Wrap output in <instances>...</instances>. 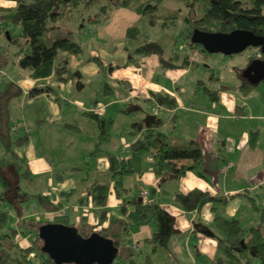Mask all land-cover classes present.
I'll use <instances>...</instances> for the list:
<instances>
[{"label": "trees", "instance_id": "1", "mask_svg": "<svg viewBox=\"0 0 264 264\" xmlns=\"http://www.w3.org/2000/svg\"><path fill=\"white\" fill-rule=\"evenodd\" d=\"M11 1L14 2L13 7L0 6V16L20 27L15 41L19 44V49L13 52L14 59H10L8 53L0 52V68L12 60L19 69V79L28 77L36 81L37 84L27 91L29 98L46 93L54 95L55 100H60L55 87L47 81L49 78L54 77L58 82L83 78L77 69L69 65L67 56L81 57L84 52L83 33L92 34L89 25H92L95 19L109 18L111 12L120 7L134 11L139 15V20L143 19L147 26L158 31L175 30L180 28L178 26L181 24L180 33L183 39L187 40L188 49L191 51L201 46L191 42V32L194 28L222 32L242 28L264 35V0ZM191 13L194 17H191ZM177 40L174 36L172 44ZM85 42L87 43V39ZM122 42L126 51L123 63L125 66H139L140 58L149 56L157 57L161 70L180 68L192 63L189 51L181 53L173 45L163 46L159 41L149 39L147 31L138 22L126 28ZM260 54L264 57L261 51ZM87 61L95 62L99 72L105 69L100 56L89 57ZM118 66L109 65V72ZM240 77L238 86L245 94L255 85L249 83L242 75ZM203 88L210 97L216 98L217 90L210 91L208 85ZM21 93V87L13 80H6L0 89V264H55L42 250V239L38 235L39 227L45 222L73 225L82 236L96 231L110 238L118 248L117 257L112 264H154L152 254L167 250L176 230L171 213L152 199L150 203H143L135 198L124 199L120 216H111L106 226L96 230L94 224L83 220L69 222L65 217L55 216L50 221L41 222L20 214V209L30 197L35 199L37 209L42 211L52 212L62 206L61 201L55 202L46 194H30L27 191L32 184L33 175L22 149L29 143V133L26 128L13 130L9 110V104ZM102 94H113L112 87L106 81ZM153 100L159 105H175V100L165 93H156ZM96 105L97 102H94V106ZM123 109L125 108H119L118 111L124 112ZM151 111L150 108L125 110L135 115L136 120L130 134L136 138L129 144L127 157H117L108 151L105 153L108 179L105 182L96 180L86 190L87 196L95 206L102 208L106 205L110 182H113L116 196L129 191L124 187L123 179L129 175H140L147 156L152 157V169L160 182L167 178L179 179L187 171L202 164L201 143L195 139L183 143L172 142V131L160 128L164 119ZM82 115L84 118L81 121H65L63 126L75 133L94 134V146L91 151L94 155L102 150L104 143L111 140L115 120L92 108L83 111ZM72 170L74 168H67L55 175L61 177L63 172ZM173 200L176 206L186 212L199 211L207 203L227 202L226 197L211 195L199 188H193L186 193L176 191ZM126 203L131 204L130 210L125 207ZM105 218L106 211L102 208L99 211L98 224ZM152 220L156 222V229L145 241L150 249L135 250L131 245L130 233ZM196 223L197 227L202 226ZM202 227L216 238V250L210 264H264V232L260 227H245L237 216L224 218L219 215L213 219V231ZM20 235L32 236L28 245L21 246L18 243L17 237Z\"/></svg>", "mask_w": 264, "mask_h": 264}, {"label": "crops", "instance_id": "2", "mask_svg": "<svg viewBox=\"0 0 264 264\" xmlns=\"http://www.w3.org/2000/svg\"><path fill=\"white\" fill-rule=\"evenodd\" d=\"M0 6L10 8L14 6V2L0 0ZM121 12L122 15L125 14L124 11ZM137 16L134 12L130 18L135 20ZM96 30L97 28L91 30V33L95 34ZM67 58L72 68L80 66L83 75L84 73L88 75L87 77L91 79L89 82L94 83V88L89 91L91 92L92 89L97 91L100 86L92 79L95 73H98L97 65L94 62L87 63L81 57L74 55H68ZM190 59L192 63L186 66L165 70H161L156 56L144 57L139 66L127 65L123 68L124 64L119 65L120 67L109 72L112 77H109L112 79L109 85L113 94L108 96L107 101L94 97L86 101L88 103L82 104L78 101L79 94L73 81L58 82L54 77L51 79L55 81L54 87L60 100H55L54 95L51 94L39 95L47 102V111L52 122L50 126L57 125L62 130L71 131L63 126V122L81 121L84 117L82 113L77 116L78 111H86L94 105V102L103 105L100 113L117 120L118 114H129L125 112L126 109H123L122 113L118 109L125 103L127 105L128 100H132L128 104L131 105L130 109L150 108L152 113L164 119L160 128L172 131V142L173 139L181 143L195 139L201 143L202 164L194 170L187 171L179 179L167 178L160 182L152 169V157L147 156L143 172L140 175L127 176V183H123L129 191L116 196L113 182H110L106 205L102 207L106 211V218L100 224L106 226L111 216H120L122 200L137 199L139 190L149 186H152V193L148 191L152 201L158 202L173 216L176 234L170 239L167 250H159L152 254L154 264H210L216 250V238L206 234L202 226L213 231V219L218 215L224 218L237 216L245 227L258 226L264 232V85L259 86L258 83L243 94L238 86L241 74H238L239 78L232 86L220 84L219 81L215 84L214 79H217L218 75L214 73L211 76L210 72L206 74L199 72L197 76V72L192 69H195L202 60H198V57L193 55ZM103 63L105 66L115 65L104 59ZM24 79L27 78L21 81ZM28 80H30L28 83L17 82L22 93L27 94L29 88L37 84L33 79ZM120 80L126 83V87L122 83L119 84ZM206 85L210 91L217 90L216 98L210 97L205 91L203 86ZM156 93L169 95L175 100V105L168 107L157 104L153 100ZM129 108L127 109L130 110ZM128 129L130 134L131 126ZM92 136L94 138V134ZM135 138L136 136L130 134V140L119 146L115 144L112 135L111 140L107 142L108 152H112L117 157H127L129 144ZM23 153L25 154V151ZM25 156L32 175L45 176L44 179L48 181L53 192L48 195L49 198L53 201L56 199L61 201L65 209L68 204L73 209L72 214H67L65 217L69 222L83 220L89 224L99 223V211L102 208L95 206L86 193L87 188L96 180H91L88 176L76 179L73 173L81 169L77 164H68V168L74 170L63 172V176L55 175L67 166L61 169L54 168L49 162V156L37 154L34 147H29ZM102 159L99 172L104 177L105 173L107 174L108 162L106 156ZM133 187H136V194ZM193 188L202 189L211 195L226 197L227 202L207 203L199 211H183L174 203L173 195L176 191L186 193ZM87 197L90 202L86 203ZM125 207L130 210L131 204L126 203ZM84 208L88 209L87 215ZM54 216L56 215L46 217L45 221H50ZM151 222L140 225L130 233L132 246L135 244L143 251L150 249L145 241L156 229ZM196 222L202 226L197 227Z\"/></svg>", "mask_w": 264, "mask_h": 264}, {"label": "rangeland", "instance_id": "3", "mask_svg": "<svg viewBox=\"0 0 264 264\" xmlns=\"http://www.w3.org/2000/svg\"><path fill=\"white\" fill-rule=\"evenodd\" d=\"M124 11L125 14L122 15ZM130 9L127 8H117L111 12V15L107 19H95L92 25H89V29L94 30L97 28L95 34L89 35L87 32H84L85 39H87V43H83L84 52L81 54V58L83 61L89 63L87 59L92 56H100L102 59L110 61L111 63H115V65H121L124 63L126 58V51L123 49V37L125 35V30L128 26L133 24L134 22H138L145 31H147L148 38L152 40L159 41L163 46H171L173 37H177L178 40L174 43L177 50L181 53L189 51L191 55L194 57H198V60H202L199 65L195 66V69L192 71L197 72L198 76L199 72L206 74L207 72L211 73V76L216 73L218 75V80L215 78L214 83L217 84L219 81L220 84L232 86L235 84L238 74L242 75L243 69L246 67L248 62L255 57L260 56V50L258 47H247L240 53H234L231 55H225L221 53H208L206 51H202L201 46L197 47L196 50L191 51L188 49L187 40L183 39L180 30L182 29L181 24H179L177 29H166L164 31H158L153 27H149L145 24L143 19L139 20V15L135 20L130 18L133 13ZM1 14V13H0ZM133 17H136L133 15ZM130 23V24H128ZM128 24V26H127ZM92 26H95L93 28ZM20 32V27L16 23H12L7 19H3L0 16V52L8 53L10 55V59H14V51L19 49V44H17L16 36ZM98 32V33H97ZM11 37H13L11 39ZM83 42V41H82ZM128 55V51H127ZM137 57V56H135ZM143 57L140 58L142 61ZM68 60V58H67ZM69 62V60H68ZM73 62V61H72ZM95 63V62H94ZM95 65H97L95 63ZM132 66H135L132 64ZM84 66H82L83 68ZM98 67V66H97ZM117 67V66H115ZM120 67V66H118ZM126 66L124 65L123 68ZM77 69L83 78L73 80V84L75 85L77 92L79 94L78 101L82 104L88 103L90 98H98L104 99L107 101L109 99L108 95L102 94L103 84L104 82L111 83L112 80L111 75L108 70V66H105V69L101 72L98 71L92 77L96 85L100 86V88L95 91L91 88H94V83L89 82L91 79L87 77L80 66ZM115 76V74H114ZM111 77V78H109ZM124 77V76H123ZM24 81H21V79ZM19 79V69L15 63L10 60L7 65L0 68V89L3 88L4 82L6 80H13L18 82H26L28 83V77H23ZM109 78V79H108ZM31 79V78H30ZM35 81V80H34ZM53 86L55 85V81H52L51 78L47 80ZM119 84H123L124 81L120 80ZM123 81V82H122ZM57 83V82H56ZM116 83V82H115ZM27 85V84H26ZM264 85V82H260L259 86ZM125 86V85H124ZM126 87V86H125ZM31 88V87H30ZM29 88V89H30ZM90 93V94H89ZM46 94V93H45ZM49 95V94H46ZM132 102V100L127 101V105ZM98 104V102H97ZM126 104V103H125ZM123 104L122 107L125 109L129 108L131 105ZM96 112L101 111L103 105H96ZM94 105H91L90 108L95 109ZM88 108V109H90ZM87 109V110H88ZM9 110L12 118V128L14 131L20 130L21 128H26L29 133V144L23 148L25 154L29 147H34L37 154L47 155L49 156V162L53 164L54 168H63L68 164H77L81 168L79 171L73 173L76 179L85 178L88 176L91 180H101L106 181L108 179L107 174L105 173L104 177L99 172L101 170L102 165V157H105V153L108 151L109 143H104L102 145V150L97 151L94 155L91 153L94 146V138L91 134H75L69 130H62L61 128L52 125L51 117L48 114V107L45 98L38 96L36 98H29L26 93H21L16 99H14L9 104ZM83 110L78 111V115L82 113ZM122 113V112H120ZM118 114V113H116ZM161 114H163L161 112ZM119 117L114 123L113 130L111 134L114 135L115 144L119 146H123L124 143L130 140V134L127 130L128 127L132 128L133 123L136 118L135 115L132 114H118ZM75 116V117H77ZM127 124V125H125ZM49 125V126H48ZM16 133V132H15ZM73 133V134H72ZM16 135V134H15ZM124 138L125 140L123 141ZM174 142H176L173 139ZM20 153V150H19ZM64 164V165H61ZM60 165V166H59ZM45 176H36L33 175L32 184L27 188V191L30 194L33 193H43L46 195H51L53 192L50 190L48 181H46ZM123 183H127V177L123 179ZM136 187H133L134 192L136 194ZM147 188V189H146ZM145 190L149 196L148 191L152 193V186L146 187ZM139 190V191H141ZM55 193V190H54ZM49 197V196H48ZM150 197V196H149ZM86 198L85 202H90V199ZM151 199V197H150ZM123 201V200H122ZM55 202H58L56 199ZM67 202V201H65ZM68 204V203H67ZM69 205V204H68ZM66 207L61 206L56 209L54 214L58 217H66L67 214H72L73 209L71 206ZM91 208V207H90ZM52 212L42 211L37 209V205L35 199L30 197V199L25 203L24 207L20 209V214L25 218H33L40 220L41 222H45L46 217H52L54 214ZM84 212L87 215L88 209L84 208ZM55 217V216H54ZM155 225V220H152L151 224ZM93 225V224H92ZM94 229H101L104 227L102 224L94 223ZM145 225V224H144ZM32 238V236H30ZM30 237H24L23 235L17 237V241L21 246H26L29 244ZM135 250H139L135 244L133 245ZM33 253L30 254L32 256Z\"/></svg>", "mask_w": 264, "mask_h": 264}, {"label": "water", "instance_id": "4", "mask_svg": "<svg viewBox=\"0 0 264 264\" xmlns=\"http://www.w3.org/2000/svg\"><path fill=\"white\" fill-rule=\"evenodd\" d=\"M190 39L208 53L231 55L247 47H259L264 54V35L249 29L222 32L194 28ZM242 77L254 85L263 81L264 59L253 58L243 69ZM204 232L212 235L208 230ZM38 235L42 239V250L55 264H112L117 257L118 248L113 241L96 231L82 236L73 225L45 222L39 227Z\"/></svg>", "mask_w": 264, "mask_h": 264}, {"label": "built area", "instance_id": "5", "mask_svg": "<svg viewBox=\"0 0 264 264\" xmlns=\"http://www.w3.org/2000/svg\"><path fill=\"white\" fill-rule=\"evenodd\" d=\"M98 106H96L95 107V111H96V108H97ZM98 112H100V111H98ZM139 197L141 198V201L143 202V203H150L151 202V199H150V197L148 196V194H147V191H145V190H141V191H139Z\"/></svg>", "mask_w": 264, "mask_h": 264}, {"label": "flooded vegetation", "instance_id": "6", "mask_svg": "<svg viewBox=\"0 0 264 264\" xmlns=\"http://www.w3.org/2000/svg\"><path fill=\"white\" fill-rule=\"evenodd\" d=\"M259 48V47H258ZM259 50H260V48H259ZM255 58H261V59H264V57L260 54V56L259 57H255Z\"/></svg>", "mask_w": 264, "mask_h": 264}]
</instances>
